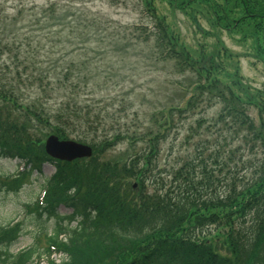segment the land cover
Masks as SVG:
<instances>
[{"label":"trees","instance_id":"trees-1","mask_svg":"<svg viewBox=\"0 0 264 264\" xmlns=\"http://www.w3.org/2000/svg\"><path fill=\"white\" fill-rule=\"evenodd\" d=\"M178 1L168 0L172 5ZM180 2L207 6L214 26L250 39L253 57L264 64V0ZM82 4L79 13L56 3L21 4L14 17H0V160H19L25 167L9 179L13 183L0 182V193L3 187L18 191L19 180L42 173L47 163L56 168L46 178L43 201L27 208L38 220L36 244L14 255L11 248L22 224H0V264H34L55 252L64 258L49 264H110L113 258L115 264H264V89L245 87L237 72L228 75L229 82L215 80L212 76L220 71L226 75V70L212 60L207 68L195 69L169 27L152 13L156 49L197 78L185 107L170 109L158 122L194 109L205 90L215 92L223 104L194 153L179 157L168 171L160 169L167 131L162 123L163 131L123 132L115 109H98L101 101L87 104L81 99L92 79L69 48L83 45L80 39L87 30L93 39L106 31L86 1ZM148 5L154 12L152 3ZM250 106L258 107V124ZM220 125L223 129H217ZM38 127L47 136L89 144L94 155L73 162L54 160L35 132ZM122 140L133 152L125 162L101 158ZM61 205L72 213L60 214ZM42 233L47 241L43 249Z\"/></svg>","mask_w":264,"mask_h":264},{"label":"rangeland","instance_id":"rangeland-1","mask_svg":"<svg viewBox=\"0 0 264 264\" xmlns=\"http://www.w3.org/2000/svg\"><path fill=\"white\" fill-rule=\"evenodd\" d=\"M83 1H86L87 10L101 19L104 24L102 30L106 31L96 34L93 39L94 33L87 30L82 35L84 39H80L84 44L69 48L74 51L73 57L85 63L87 67L83 66V73L90 74L92 79L88 81L90 88L82 92L81 99L87 104L101 101L97 103L98 109H103L105 105L108 110L115 109V114L121 119L123 132L129 130L146 134L150 129L163 131L159 127L162 123L167 131L164 132L166 140L160 147V169L176 166L179 157H188L194 153L196 143L209 135L212 127L210 124L222 111L223 104L215 98V92L208 93L205 90L206 93L199 101L194 99L192 104H197L194 109L180 116L176 114L172 120L158 122L162 121V114L170 109L185 107L192 92L196 90L197 78L195 73L189 69L182 70L174 59L165 58L156 49V38L151 34L157 31V22L151 17L152 13L169 27L179 49L181 47L189 55V64L195 69L207 68L212 60L226 70V75H221L220 71L212 76L215 80L229 82L228 75L237 72L245 87L264 89V64L253 57L250 49L252 41H243L241 35L221 25L214 26L209 9L204 4L188 3L183 6L180 0L173 5L168 0H0V17H14L21 4L28 8L56 3L62 9L68 5L73 12L79 13L83 10ZM150 2L154 12L147 7ZM23 31L26 32V28ZM28 91L35 97L34 90L28 88ZM249 113L258 124V107L250 106ZM197 121H200V125ZM220 128L223 129V126L217 127ZM114 129L106 131L113 134ZM35 132L45 145L48 138L46 132L41 127ZM103 133V128H100L99 136ZM141 146L142 143L138 144V148ZM130 147L127 140L119 141L108 148L101 158L123 163L133 154ZM23 169L19 160H0V182L13 183L9 179L16 177ZM55 171V166L47 163L42 173L33 172L19 180L22 187L18 191L3 187L0 193V224L3 227L13 223L22 224L21 236L11 248L14 255L36 244L35 238L40 231L38 220L34 222L35 215H30L27 208L43 195L46 178L51 177ZM58 211L62 215L72 213L62 205ZM42 235L39 247L43 249L47 241L44 233ZM52 259L56 262L61 260L59 255ZM39 261L40 264H48L44 257ZM114 261L113 258L108 263L115 264Z\"/></svg>","mask_w":264,"mask_h":264},{"label":"water","instance_id":"water-1","mask_svg":"<svg viewBox=\"0 0 264 264\" xmlns=\"http://www.w3.org/2000/svg\"><path fill=\"white\" fill-rule=\"evenodd\" d=\"M45 149L48 155L63 161H74L92 156L91 147L71 140H60L56 136H50L46 140Z\"/></svg>","mask_w":264,"mask_h":264}]
</instances>
